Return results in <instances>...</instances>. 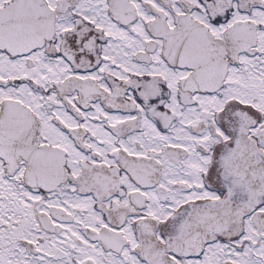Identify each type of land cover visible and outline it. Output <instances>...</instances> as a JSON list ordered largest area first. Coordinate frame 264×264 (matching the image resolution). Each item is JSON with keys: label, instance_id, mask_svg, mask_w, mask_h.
Masks as SVG:
<instances>
[{"label": "snow or ice", "instance_id": "snow-or-ice-1", "mask_svg": "<svg viewBox=\"0 0 264 264\" xmlns=\"http://www.w3.org/2000/svg\"><path fill=\"white\" fill-rule=\"evenodd\" d=\"M0 264H264V0H0Z\"/></svg>", "mask_w": 264, "mask_h": 264}]
</instances>
